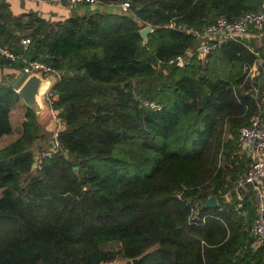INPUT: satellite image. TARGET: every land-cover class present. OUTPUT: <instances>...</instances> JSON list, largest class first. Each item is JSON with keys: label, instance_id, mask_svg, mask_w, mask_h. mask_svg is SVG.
<instances>
[{"label": "trees", "instance_id": "16d2710c", "mask_svg": "<svg viewBox=\"0 0 264 264\" xmlns=\"http://www.w3.org/2000/svg\"><path fill=\"white\" fill-rule=\"evenodd\" d=\"M98 1L124 4L139 21L93 11L49 22L7 15L0 3V45L22 55L0 56V65L21 72L40 60L59 71L50 107L64 122L65 151L31 172L42 126L30 108L21 135L0 146V264H264V247L251 248L254 197L235 195L247 163L230 157L223 135L236 133L237 142L259 108L243 72L254 55L224 41L205 59L218 50L228 76L210 77L197 58L200 40L188 31L220 15L260 11L262 0ZM147 24L153 30L143 44ZM188 49L191 63H169ZM12 82H0V138L12 132L9 112L19 97ZM144 98L161 108L143 106ZM224 145L227 159L217 166ZM147 159L148 170L131 172ZM210 196L217 205L204 207Z\"/></svg>", "mask_w": 264, "mask_h": 264}, {"label": "built area", "instance_id": "2783aa9c", "mask_svg": "<svg viewBox=\"0 0 264 264\" xmlns=\"http://www.w3.org/2000/svg\"><path fill=\"white\" fill-rule=\"evenodd\" d=\"M69 8H76L84 4H97L98 0H60ZM124 10L128 7L124 4ZM260 11H248L241 13L235 18H228L224 15L217 16L212 22L204 25L201 29H188L189 32L195 34L199 40L197 48L198 56L205 55L216 46L227 40H234L244 44L247 49L253 53L254 59L252 62H245L243 66L244 81L250 84L248 92L255 98L259 99V95L264 91V55L261 51L262 41L264 39V4ZM245 37H254L257 39V45H253L250 40H245ZM30 42V38L24 37L21 39V44L25 49ZM202 49V50H200ZM193 50L188 49L183 54H177L169 63H177L179 65L191 63ZM0 56L10 60L22 58V55L12 53L6 46L0 45ZM198 58V57H197ZM200 57V59H204ZM42 71L43 76L55 74L60 78L59 71L52 68L40 60H31L26 62L22 72L29 75L33 72ZM16 91V87L13 88ZM52 90L47 94L50 105V95ZM141 104L152 110H159L161 105L148 99H142ZM52 109V108H51ZM53 127V137L51 146L47 149H42L34 156V161H39L51 157L54 153L64 151L58 140V134L64 127V122L58 115V112L51 110ZM237 146L241 156H247L248 164L242 176L237 180L236 189L243 184L255 185L260 188V201L257 204L256 216L252 222V231L257 236L259 246L264 247V193L262 191L264 181V119L261 117V112L258 110L250 117L248 124L239 127L237 132ZM33 161V162H34ZM38 165V164H37ZM197 214V213H196ZM196 217V216H195ZM192 218V216H191ZM194 218V217H193ZM192 218V219H193ZM114 261H102L99 264H114Z\"/></svg>", "mask_w": 264, "mask_h": 264}, {"label": "crops", "instance_id": "0c3cea01", "mask_svg": "<svg viewBox=\"0 0 264 264\" xmlns=\"http://www.w3.org/2000/svg\"><path fill=\"white\" fill-rule=\"evenodd\" d=\"M0 3H4L3 6L4 13L11 16H21L25 14L34 13L49 22L64 20L69 16H71L70 8L60 0H0ZM75 9L77 15H84L93 11H104L107 13H119V14L131 15L136 21H139V19L134 15L133 12H131L130 10H124L123 6L120 4H105L99 2L97 4L79 5ZM245 40H250L253 45L255 46L257 45V39H255L254 37H245ZM261 51L264 55V39L262 41ZM19 73H20L19 70H16L10 65H0V82L14 81V79L17 77ZM19 98L20 97H18L13 102L9 112V119L12 125V132L14 131V129L17 130L16 134H14L12 138H10L11 140H8L11 142L16 140L21 135V132L23 130V125L19 124V120H20V115L23 112H25L24 111L25 107L23 105L22 99L19 100ZM257 101H258L257 103L259 106V110L261 112V117L262 119H264V91L262 92L261 95H259V99ZM11 134L3 135L0 138V140H3V138ZM8 143H4V144H8ZM239 157L242 156L239 155ZM242 174H240L239 177H241ZM262 182H263V187L261 189L264 193V181ZM249 191L252 193L254 197L253 201L255 203V209L257 210V204L260 201V197H259L260 188L255 187V185L243 184L238 188L235 195L237 199L241 201L246 195H248ZM228 193L230 192L228 191L227 193L224 194L225 202H230V200L228 199L229 198L231 199V197ZM239 205L240 204H237V207H240ZM257 247H259L258 239L254 240L251 243V248L253 250H255Z\"/></svg>", "mask_w": 264, "mask_h": 264}, {"label": "water", "instance_id": "95a60500", "mask_svg": "<svg viewBox=\"0 0 264 264\" xmlns=\"http://www.w3.org/2000/svg\"><path fill=\"white\" fill-rule=\"evenodd\" d=\"M70 13L72 17L77 16L75 8H70ZM152 30L153 27L149 24L145 25L139 30L143 44L147 42L148 33ZM205 75V71H200L197 78L201 79ZM58 80L59 78L55 74L43 76L42 71H37L29 75H25L21 71L12 82V87L17 88L16 92L22 99L24 106L32 110L39 125L43 124V119H50V117L52 116L47 94L53 89L54 85L58 82ZM74 169H77V167H74ZM216 205V197L210 196L205 201L203 206L215 207ZM137 259L138 258L117 260L114 264H132Z\"/></svg>", "mask_w": 264, "mask_h": 264}, {"label": "rangeland", "instance_id": "374dc122", "mask_svg": "<svg viewBox=\"0 0 264 264\" xmlns=\"http://www.w3.org/2000/svg\"><path fill=\"white\" fill-rule=\"evenodd\" d=\"M262 4H264V0H262ZM263 6V5H262ZM215 49V48H214ZM207 54V53H206ZM205 54V55H206ZM205 55H201V56H198V59L200 60V63L203 67H205V65L207 64L208 66V71H209V76L212 77V76H228V73H229V69L227 68V64H226V61H225V58L220 54V52L218 50H216L215 52H213V54H211L207 60L204 58L203 60L200 59V57H204ZM21 98H19L20 100ZM24 105V104H23ZM25 107V106H24ZM51 108V107H50ZM52 110V109H51ZM25 112H23L21 115H20V120H19V124L23 125V123L25 122V114H26V111H27V108L25 107ZM53 117L51 116L50 119H43V124L41 125L42 127L40 128V134H41V138L36 141V144L35 145H39V147L41 149H38L35 151L34 153V156L37 155V153L39 151H41L42 149H47L51 146V140H52V137H53V133H52V127H53ZM17 130L14 129L13 134L3 138V140H0V146H3V145H6L4 143H8V142H11V141H8V140H11L10 138L13 137L14 134H16ZM224 137L226 138H229L230 141H231V145L233 146L232 148V151H231V154H230V157L233 158V156H237L239 157L240 155V152H239V149H238V146H237V142H236V133H229L228 131H224ZM233 141V142H232ZM125 144V143H124ZM123 144V145H124ZM138 146V143L134 146L137 147ZM138 148V147H137ZM228 148L226 145L224 146H220V148L218 149V152H217V155H216V165L217 166H222L224 163H225V160L227 159V151H228ZM139 150V151H138ZM136 149V152L137 153H140L141 154V149ZM235 154V155H234ZM239 158H243L242 160L244 161V163H247L248 164V158L247 156H242V157H239ZM148 160V159H147ZM151 160V159H150ZM150 160H148L147 162H144L142 163L141 165H134L133 168L131 169V172L133 173H144L146 170L149 169L150 165L152 162H150ZM37 162H33L32 163V168H31V172H35L36 168H37ZM245 170V169H244ZM243 173V170L240 174ZM228 177V176H227ZM240 178V177H238ZM237 183V182H236ZM187 189V188H186ZM229 194V193H228ZM230 195V194H229ZM228 200H231L230 198ZM197 211H198V206H194L193 207V210H192V218L195 217L197 214ZM190 218V220L192 219Z\"/></svg>", "mask_w": 264, "mask_h": 264}]
</instances>
